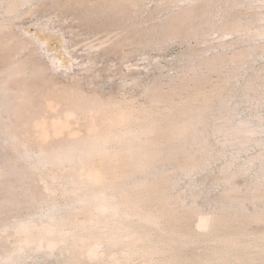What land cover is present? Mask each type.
I'll return each mask as SVG.
<instances>
[{"label": "rangeland", "instance_id": "obj_1", "mask_svg": "<svg viewBox=\"0 0 264 264\" xmlns=\"http://www.w3.org/2000/svg\"><path fill=\"white\" fill-rule=\"evenodd\" d=\"M24 65L39 93L75 84L138 115L194 119L137 174L158 183L143 208L159 221L128 223L157 251L79 239L115 222L83 230L65 171L27 127L28 143L13 141L5 98ZM0 171V264H264V0H0ZM63 219L55 246L26 242L21 225Z\"/></svg>", "mask_w": 264, "mask_h": 264}, {"label": "bare ground", "instance_id": "obj_2", "mask_svg": "<svg viewBox=\"0 0 264 264\" xmlns=\"http://www.w3.org/2000/svg\"><path fill=\"white\" fill-rule=\"evenodd\" d=\"M24 66L20 70L16 67L18 70L14 71L13 69L12 72L10 71L12 69H9L12 73L11 78L17 74L23 77V79H19L17 76L18 81L15 82L18 83V89L8 90L10 95L5 98L10 99L12 105L8 101L10 107L7 105L9 108L5 106L4 109L7 108L10 113L13 112L11 114L14 115H10L15 118L10 125L8 124L12 128L10 130L12 131L11 136L14 138H12L13 141L15 140L18 145L22 140L21 143L25 142V145L28 143L27 140H30L28 138H32L39 145L37 147L41 151V160L45 164L58 166L65 171L66 180L68 179L77 191L81 192L77 197L79 203L77 208L89 215L88 219L81 224L83 230L92 229L93 226L101 223L109 224L111 220L115 222L111 226L107 225L108 229L101 234L86 232L82 233L79 239L83 242L93 239L97 243L104 240L114 243L125 242L133 253L149 254L154 250L157 251L158 245H141L147 238L150 239V236L144 232L145 230L139 229L140 225L137 228L128 223L134 217L150 222H154L156 219L159 221L158 215L143 208L146 197L152 193L155 195L159 190H157L158 183L147 177L137 179V174L141 173L142 175V173L148 172L157 156L164 153L162 148L168 140V129L171 127L187 128L193 118L184 120L185 122L182 120L183 123H177L176 118L173 117L159 120L160 118L158 119L156 116L149 117L150 114L141 115L139 113L140 115H138L133 109L101 100L104 99L103 96L88 94L89 92H84L75 84L71 87L64 86L65 88L53 86V89H48L49 91H45L47 90L45 89V92L39 88V93L38 88L33 90V86L29 84L35 80L31 79V82L28 83L29 76L26 78L25 70L29 71L30 69L28 70V67ZM34 76L36 74L32 77ZM10 77L9 80H11ZM12 83L14 82L12 81ZM44 86L46 87V85ZM38 95L39 97H37ZM11 99H16L17 103ZM17 99L20 100L19 103ZM33 99H46L44 101L46 105L43 107H47V109L34 108L33 106L38 103L33 105ZM19 126L27 127L29 133L26 136L31 134V137L28 136V138L23 136L27 142L20 137L22 134H17L16 129L21 128ZM22 128L20 130L23 132ZM3 171L6 170L3 169ZM3 171H0V174H3ZM65 223L66 219L43 224L40 227L23 224L21 229L27 232V243L55 246L58 242L56 235L62 230L61 227H64ZM210 225V217H204L201 220L202 228L206 229ZM158 240L160 239L158 238Z\"/></svg>", "mask_w": 264, "mask_h": 264}]
</instances>
